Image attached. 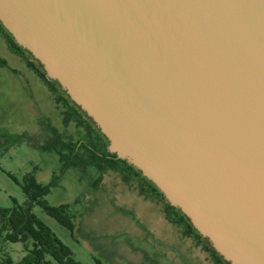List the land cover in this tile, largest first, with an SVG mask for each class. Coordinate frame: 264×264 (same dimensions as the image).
Segmentation results:
<instances>
[{
	"label": "water",
	"instance_id": "obj_1",
	"mask_svg": "<svg viewBox=\"0 0 264 264\" xmlns=\"http://www.w3.org/2000/svg\"><path fill=\"white\" fill-rule=\"evenodd\" d=\"M50 80L229 264H264V0H0Z\"/></svg>",
	"mask_w": 264,
	"mask_h": 264
},
{
	"label": "rangeland",
	"instance_id": "obj_2",
	"mask_svg": "<svg viewBox=\"0 0 264 264\" xmlns=\"http://www.w3.org/2000/svg\"><path fill=\"white\" fill-rule=\"evenodd\" d=\"M28 53L16 52L0 28V206L12 205L13 197L24 203L23 188L11 174L22 180L34 172L39 182L51 184L46 200L69 203L75 229L40 205L33 212L81 262L218 264L205 242L170 218L165 200L147 181L123 167H93L83 147L84 159L75 165L68 163L73 156L71 161L62 157L60 149L69 152L66 144L89 141L91 135L75 112L77 105L60 85V91L54 89L38 74L28 60L40 63ZM6 254L20 260L24 245L0 233V264ZM46 259L60 264L49 254Z\"/></svg>",
	"mask_w": 264,
	"mask_h": 264
},
{
	"label": "trees",
	"instance_id": "obj_3",
	"mask_svg": "<svg viewBox=\"0 0 264 264\" xmlns=\"http://www.w3.org/2000/svg\"><path fill=\"white\" fill-rule=\"evenodd\" d=\"M0 28L6 33L10 46L16 52L25 56L28 52L22 46L17 44L14 37L5 29L1 22ZM28 62L31 66L36 68L39 75L51 84L54 89H59L60 91L58 82L48 79L40 64H36V62L32 60H28ZM63 93L65 92L63 91ZM68 101L70 100L68 99ZM77 107H75V112L78 114L80 122L88 128L91 139L89 141L79 140L75 144H66L69 152L65 153L60 149L62 157L69 156L68 160L71 161L70 158L73 156L74 162L71 161L68 163L75 165L80 161L79 159H84L80 152V149L83 147L87 149L90 157L89 164L93 167L100 170H103L106 167H123L129 170L134 176L141 177L149 183V186L153 188V191H155L156 194L160 195L165 200L167 212L172 220L184 224L187 231L195 234L200 241L205 242L207 249L216 257L218 264H229L193 227L188 217L177 207L166 201L164 194L155 184H153L147 177L143 176L133 165L129 164L126 160L119 158L117 154L112 153L108 149L109 142L106 137L97 128L92 119ZM53 147L59 151L58 146ZM11 175L21 184L26 195V201L20 203L17 198L13 197L12 205L0 206V233H5V239L7 240L12 242H22L25 254L18 261H16L10 254H6L2 258L1 264H54L51 260L46 259V255L48 254L60 264H85L77 260L72 249L54 233L49 225L33 212L34 205H40L48 215L54 217L59 223L73 232L75 229V222L73 220L74 216L70 211L69 203L54 205L46 200L45 196L50 192L51 184L44 185L39 182L34 172H27L22 180L16 175Z\"/></svg>",
	"mask_w": 264,
	"mask_h": 264
},
{
	"label": "flooded vegetation",
	"instance_id": "obj_4",
	"mask_svg": "<svg viewBox=\"0 0 264 264\" xmlns=\"http://www.w3.org/2000/svg\"><path fill=\"white\" fill-rule=\"evenodd\" d=\"M38 72V71H37ZM39 74V73H38Z\"/></svg>",
	"mask_w": 264,
	"mask_h": 264
}]
</instances>
